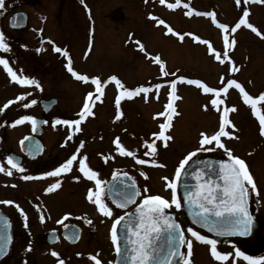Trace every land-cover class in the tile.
Returning <instances> with one entry per match:
<instances>
[{"label": "rangeland", "instance_id": "374dc122", "mask_svg": "<svg viewBox=\"0 0 264 264\" xmlns=\"http://www.w3.org/2000/svg\"><path fill=\"white\" fill-rule=\"evenodd\" d=\"M167 2L175 3V0ZM5 3L6 8L0 15V29L5 31L11 51H0V55L5 56L18 72L34 77L42 86V90L35 86H21L13 82L3 66H0V107L21 93H31L24 100L16 101L0 111V141L3 139L0 142V163L6 169L10 167L6 159L9 152L20 153L18 142L31 131L30 122L16 126L12 122L22 115L42 116L39 105L41 98L58 99V104L47 115L49 125L44 128L41 137L45 145V156L41 159L47 160L49 156V162L40 164L25 159L21 164L24 172L14 169L11 176L6 171L0 172V201H14L27 215L26 229L24 214L15 204L0 203V209L12 217L17 232L14 253L7 264H57V258L51 255L53 249L59 252L65 264H95L90 259V255L95 254H98L103 264L114 262L111 225L117 216L129 212V209H118L107 197L106 184L113 173L128 172L135 178L141 191L135 206L142 199L144 186H147L148 194H160L171 199V190L165 187L161 178H174L180 160L201 147L200 134H213L219 126L220 113L211 106L208 110L202 107L209 104L212 95L203 93L195 85L178 82L177 95L181 99L175 103L180 114L174 118L173 127L167 133L173 139L167 147L156 141L158 152L155 159L166 167L140 165L135 158L116 151L114 141L119 137L121 144L135 151L138 158H152L144 155L148 150L144 141H151L154 139L152 133L160 131L159 125L164 119L154 116L163 111L167 103L169 86L166 81L175 78L163 76L154 57L159 55L165 62L166 70L177 76L201 79L212 87L220 86L223 76L225 80H238L253 96L264 92V36L257 35L245 26L232 34L237 43L229 50V56L239 71L230 73L228 69L231 65L227 61L220 63L206 45L186 35L189 32L199 35L222 52L223 30L211 17L196 14L187 16L188 9L183 5L187 3L198 12H215L216 21L227 23L230 27L238 22L242 9L246 8L250 12L249 22L261 32H264V5L245 3L244 0L239 6L235 0H181V5L175 9L160 4L159 0H83V3L81 0H5ZM17 9L25 10L29 18L25 28L13 30L8 25V17ZM150 14L165 20L166 25L175 32L185 34L184 39L167 33L166 26L158 25L150 18ZM136 40L143 43L144 52L140 51ZM57 46L62 49L59 53L55 51ZM65 49L73 69L89 77L98 76L107 81L109 76L116 75L130 89L163 83L159 99L156 98L155 89L131 99H122L120 111L123 115L116 119L115 98L123 89H118L115 82H107L102 85L104 95L101 100L94 103L92 111L95 115L80 124L81 131L76 132L74 126L70 125L53 126L52 122L57 118L78 119L87 93L95 91L91 82H82L67 70L69 57L63 55ZM33 99L37 101L35 105L23 107V104ZM226 105L236 107V111L230 113L236 128L228 130L234 131L239 138L222 137V141L234 155L246 161L259 188L263 189L264 135L260 134L259 120L234 87L229 89ZM258 107L264 112V102ZM81 142L83 148H80ZM204 147L211 150L199 151L197 154L228 157L215 144ZM74 153H78V160L74 162L71 172L61 177L22 179L24 175L39 176L51 171ZM85 155L88 165L104 181V199L113 208L112 217L101 215L87 199L88 189H94L95 182L79 172L78 161ZM56 157L59 159L56 160ZM104 157L109 158L105 160ZM141 172L147 173L148 178L145 179ZM75 176H80V179H73ZM56 179L61 181L60 188L46 192L45 189ZM170 210L178 215L183 227H187L183 211L174 206ZM41 213L45 216L43 222L39 218ZM65 213H71V216L63 223H57ZM258 213L264 218V210ZM86 219L92 223H86ZM70 222L83 227L80 242L69 245L62 238L54 244L45 242L49 231L60 229L62 224ZM261 234H264V230H261ZM202 263L196 256L195 264Z\"/></svg>", "mask_w": 264, "mask_h": 264}, {"label": "snow or ice", "instance_id": "6c2138e0", "mask_svg": "<svg viewBox=\"0 0 264 264\" xmlns=\"http://www.w3.org/2000/svg\"><path fill=\"white\" fill-rule=\"evenodd\" d=\"M83 3V0H81ZM160 4H166L169 9H175L181 5V0H175V3H168L167 0H159ZM239 6L241 0H235ZM245 3L253 2L264 5V0H244ZM187 10L186 15L192 16L193 14L211 17L213 21L218 24V27L223 30V51L219 52L215 47L212 46L211 42L207 39H202L199 35H195L191 32L187 33L189 37H192L195 41L203 43L208 47V51L215 57L220 63L226 61L231 65L228 69L230 73H236L239 71V67L236 66L235 62L229 56V50L233 49L237 41L234 34L241 26L252 30L257 35L264 36V32H261L254 24L249 22L248 17L250 12L248 9H242V16L234 26L227 23H220L216 21L215 12H198L196 9L191 8L189 4L183 5ZM6 8L5 0H0V15L3 14V10ZM158 25H165L166 32L176 35L180 40L184 39V35L180 32H175L171 26L166 25V21L159 19L158 17L152 16ZM23 18L20 14H16L11 21L13 27L21 26L20 21ZM42 31V30H40ZM131 35V34H130ZM136 45L141 52L145 51V46L139 40L135 41ZM24 47H27L26 45ZM0 51L8 52L11 51V45L7 41L6 33L3 29H0ZM56 52H61L60 47H55ZM63 55L69 57L67 50H63ZM150 55V54H148ZM155 62L160 65V70L163 76H173L174 79L166 81L169 86L167 103L164 105V110L157 112L154 118H163L164 122L159 125L160 131L152 133L151 141H144L147 151L144 153L145 156L152 157L151 159H141L137 157L135 151H131L121 144L120 138L117 137L114 141L116 145V151L121 155L130 156L136 159V162L140 165H151L158 167H166L155 159L158 149L156 141L159 140L164 147L168 146V142L173 139L171 135H168V130L173 127V120L180 113L177 111L176 101L181 99L177 95V83H187L189 85L197 86L203 93L211 94L212 99L209 104H205L202 107L205 110L209 109V106L214 108L220 113L218 130L213 134L202 132L200 134V145L201 147L187 153L182 160H180L178 167L175 170L174 178L170 179L167 176L161 179L165 183V187L171 190V199L166 198L160 194H148L149 190L147 186H144L142 199L140 203L136 205L134 213L125 212L121 216H117L110 229V239L114 245V250L120 257V261L117 264H173L174 258L179 257L182 264H192L191 257L193 255V238L200 242L210 246V254L217 261H228L232 253L222 252L218 250V241L214 238H210L207 235L201 234L200 231L195 230L193 227L184 228L175 217L166 213L165 209H170L173 206L176 209L183 207V202H186L193 221L197 224H201L204 228L209 231L217 233L219 236L240 234L247 235L251 226L253 217L249 212V193L250 191L257 192V184L252 172L249 169L246 161L238 155H234L233 151L225 146L222 141V137L236 138L234 131L228 129H235L236 125L230 119V113L236 111L235 105L227 106L226 97L229 89L235 88L239 90L242 100L246 105H249L252 109L253 115L259 120L260 134L264 135V112L258 107V104L264 102V92H261L257 96L251 95L244 87V85L236 79L221 77V84L218 87L209 86L206 82L201 79H190L184 75L177 76L176 73H169L164 67L165 62L160 58L159 55L154 57ZM0 66H3L11 80L18 83L21 86H35L42 90V86L39 81L34 77L23 75L14 69L10 61L3 55H0ZM67 70L78 80L88 83L91 82L95 86L94 92H88L81 111L78 114V119L73 120H62L55 119L52 123L55 125H70L74 126L76 132L81 131L80 124L85 121L89 116H94L95 113L92 111L95 101H100L104 95L103 84L107 82H115L118 89H123L115 98V104L117 106L116 119H120L123 113L120 111V104L122 99H131L135 96L144 93L147 94L153 89L156 90V98L159 99V90L164 87L163 83H156L154 85L145 87L143 85L136 88H126L125 85L116 75H111L107 78V81L101 80L98 76L89 77L86 74H81L75 71L72 67L71 58H68ZM179 71V70H177ZM31 93H21L14 99L8 100L0 111L7 109L10 105L16 101L24 100ZM147 100V95H145ZM37 101L31 100L29 103L23 104L24 108H28L35 105ZM30 122L32 130L35 132L38 126L37 117L33 115H22L18 119L12 122L13 126ZM47 123V121H43ZM71 138V137H69ZM30 139L29 136H25L20 141L21 145L24 146L25 142ZM215 144L219 148L223 149L228 156V160H221L218 162V167L214 165V162H203L197 161L196 166L191 170L187 167L190 165L193 157L196 156L199 151H210L211 149L205 148L204 145ZM83 142L80 144V148H83ZM28 151L38 152L40 146L38 144L27 145ZM109 157H104L107 160ZM7 164L9 168H5L3 163H0V172H7V175L11 176L13 170H19L24 172L25 169L20 162L16 161L13 156L9 155L7 158ZM87 156H83L79 159V172L83 174L88 180L95 182V188L88 189L87 199L96 206L97 211L105 216H113V208L109 206V203L104 199L105 188L103 187L104 181L99 179L97 171L92 169L87 163ZM78 160V153L72 154L58 167L51 171L43 172L39 176L24 175L22 179L31 180L44 177H61L63 174L69 173L73 169V164ZM116 173H113V177L116 178ZM127 178L129 174L124 172L121 174ZM141 175L145 179L148 178L147 173L141 172ZM185 179V191L183 193V201L178 191L179 183L182 179ZM188 178L194 179L195 183L189 185L187 183ZM75 180H79L80 176L73 177ZM122 187L114 191V195L117 197L113 200L119 208H127L130 204L135 203L136 198L141 196L140 188L137 186L135 178H130V182L121 181ZM14 186V185H13ZM61 181L56 179L54 183L50 184L45 191L53 192L60 188ZM0 203L13 205L15 204L12 200L0 201ZM16 208L24 214V210L20 208L18 204H15ZM71 216V213H65L62 220L57 223H63ZM41 222L44 221L45 216L43 213L40 214ZM25 227H27V215L24 214ZM86 223L91 224V220H85ZM6 223H8L6 221ZM123 227V235H121L120 227ZM70 225L64 224V228L68 229ZM75 227V226H71ZM55 232V230H53ZM188 233L189 235H186ZM66 237L70 240L79 239V230L71 233L70 235L66 232ZM191 237V238H190ZM7 239H10L8 237ZM54 239H59L58 236H54ZM5 237L0 236V241H4ZM163 240V243H161ZM5 244L0 243V251H3ZM29 250L31 245L29 244ZM182 248H186V252L182 251ZM51 255L57 258V264H65V260L60 258L59 252L56 250L51 251ZM77 255H80L79 253ZM235 257H243L250 264H260L264 261V256L253 257L245 255L238 248L235 250ZM90 259L95 264H103L98 258V254L90 255ZM113 264V262H109Z\"/></svg>", "mask_w": 264, "mask_h": 264}, {"label": "water", "instance_id": "95a60500", "mask_svg": "<svg viewBox=\"0 0 264 264\" xmlns=\"http://www.w3.org/2000/svg\"><path fill=\"white\" fill-rule=\"evenodd\" d=\"M16 14H20V16L23 18L20 21L21 26H19V27H13L11 25L12 18ZM26 25H27V13L24 11H19V12L13 13L9 18V26L13 29H21V28H24ZM57 102H58V100L55 97L40 99L39 104L42 108L43 114L47 115L54 108V106L57 104ZM35 117H37V120H38L37 130L35 132H33V130H32L31 134L27 135L30 137V139L25 142L24 146H22L21 143L19 142L20 149H21L22 153L31 159H34V158H36L42 154V152L44 150V146H43L42 141L40 140V136H42V134H43L44 127L47 126L49 123V120L46 117H38V116H35ZM43 121H47V123H43ZM31 144H38L40 146V150L38 152L30 153L28 151L27 145H31ZM9 155L13 156L16 161L21 163V158H22L21 155H18L14 152H10ZM228 159H229L228 157H223V156L196 155L195 157H193L192 161L190 162V165H188L187 167L189 168V170H191L194 166H196L197 161L214 162V165L218 167L219 161L228 160ZM122 173H124V172L116 173L117 174L116 178H114L112 176L110 178V180L107 182L106 192H107L108 198L110 199V201L112 203H113V200L117 198L114 195V191L118 190L120 187H122L121 181L124 180V181L130 182V178H133V176L131 174H129L128 172L127 173L129 174V176L127 178L123 177L121 175ZM187 183L191 186L195 183V181L192 178H188ZM136 184H137V182H136ZM184 185H185V179L182 177V179L179 183V188H178V191L181 195L182 201H183V193L185 191ZM136 200H137V198H136ZM113 204L117 208H119L115 203H113ZM134 204L135 203L130 204L127 208H123L122 210L129 209ZM248 206H249V212L251 213V215L253 217V221H252V226H251L247 235L233 234V235L219 236L217 233L211 232L207 228H204L201 224H197L193 221L191 215L189 214V209H188V205L186 202H183L182 211L184 212V215H185L189 225L191 227H193L195 230L202 232L203 235H207L210 238L216 239L217 241L221 240V241H232V242L246 243L249 239H251L255 236L259 227L261 226V223L258 220V218L255 214L254 208H253V203L251 200V192L249 193ZM135 208H136V206L133 209H131L128 213H134ZM119 209H121V208H119ZM165 212L172 214L175 217V219L181 224L180 220L178 219L177 215L174 212H172L169 209H165ZM6 221L8 223H6ZM68 225H70V227L68 229H65L64 226L62 227L61 234H62L63 238L66 239L70 244H75L80 239L81 227L77 224H74V223H68ZM71 226H75V227H71ZM76 230H79V239L78 240H70L66 237V235H65L66 232L70 235L71 233L75 232ZM123 231H124L123 227L121 226L120 227L121 235H123ZM0 236L5 237L4 241H0V243L5 244L3 251H0V264H2L4 261L8 260L13 253L14 233H13V225H12L8 215L5 214L4 212H2L1 209H0ZM54 236L59 237L57 230H55V232H53V230H52L48 233L47 241L49 243H55L58 239H54ZM8 237H10V239H7ZM161 243H163V240H161ZM182 251H184V248H182ZM119 261H120V257L116 253L114 264H117V262H119ZM180 263H181V260L179 257L174 258L173 264H180Z\"/></svg>", "mask_w": 264, "mask_h": 264}, {"label": "flooded vegetation", "instance_id": "af4514ba", "mask_svg": "<svg viewBox=\"0 0 264 264\" xmlns=\"http://www.w3.org/2000/svg\"><path fill=\"white\" fill-rule=\"evenodd\" d=\"M11 3L12 2H10V4ZM16 11H19V10L17 9L15 11H13L9 15V17L14 12H16ZM27 15H28V18H29V14H27ZM9 17H8V19H9ZM30 133H31V131L29 133L24 134V136H22V138L25 137L26 135H29ZM0 142L2 143L3 142V139ZM18 144H19V142H18ZM10 152H14V151H10ZM14 153H16L18 155H21V157H22L21 158V164L23 163V161L25 159L28 160V161H32V162L33 161L34 162L38 161L40 164L41 163L46 164V163L49 162V159H50L49 156L46 157L47 160L41 159L43 156H45L44 152H43L42 155H40L38 158H35V159H30L29 157L25 156L24 154L21 153V150H20V153H17V152H14ZM8 156H9V154H8ZM58 159H59V157H56V160H58ZM62 163H63V161H62ZM256 184H257V182H256ZM257 189H258V194H257V192L251 191V195H252L253 207H254L255 212H256L257 216L259 217V220L261 221V224H262L261 227H260L259 232L251 240L247 241L246 243H242V242H223V241H218V244H217L218 250H220L222 252H227V253H232L233 254L232 256L229 257V260L226 261V262L225 261H217V260H215L211 256V254H210V246L207 245V244H204V243H200V242H198V241H196L194 239L193 240V255L191 257L192 264H195V258H196V256L198 257V259H200V261H202L203 263L207 262V264H240V263H242V264H250V262L249 261H246L245 259H243V257H235V250L237 248L241 252L245 253V255H248V256H253V257H262V256H264V234H261V230H264V218L261 216L260 213H258L259 210H261V211L264 210V188L263 189H260L259 186H258V184H257ZM10 219H11V221L13 223V227H14V237L16 239L17 232H16V229H15V224H14L11 216H10ZM72 223H74V222H72ZM64 224H66V223H64ZM64 224H62L60 226V229H56V230L59 231V240L62 238L66 243H68L61 236V230H62V227H63ZM79 226L82 229V233H81V238H82L83 237V227L81 225H79ZM26 229H27V227H26ZM47 234L45 236V240H46ZM81 238H80V240H81ZM80 240L78 242H80ZM42 245H44V243H42ZM42 245H40L39 247H41ZM199 248L200 249L203 248L204 250H200ZM185 252H186V248H185ZM13 253H14V251H13ZM8 261L3 262L2 264H7ZM260 264H264V261H261Z\"/></svg>", "mask_w": 264, "mask_h": 264}]
</instances>
